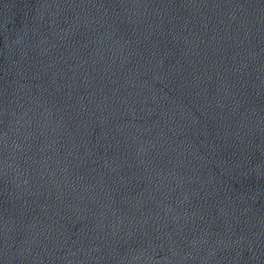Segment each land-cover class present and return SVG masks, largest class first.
I'll use <instances>...</instances> for the list:
<instances>
[{
  "label": "water",
  "instance_id": "95a60500",
  "mask_svg": "<svg viewBox=\"0 0 264 264\" xmlns=\"http://www.w3.org/2000/svg\"><path fill=\"white\" fill-rule=\"evenodd\" d=\"M0 264H264V0H0Z\"/></svg>",
  "mask_w": 264,
  "mask_h": 264
}]
</instances>
